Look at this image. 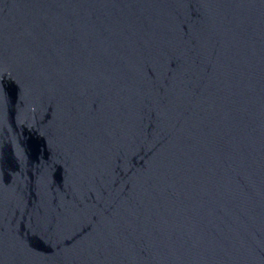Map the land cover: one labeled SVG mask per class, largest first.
I'll return each mask as SVG.
<instances>
[{
    "label": "water",
    "instance_id": "obj_1",
    "mask_svg": "<svg viewBox=\"0 0 264 264\" xmlns=\"http://www.w3.org/2000/svg\"><path fill=\"white\" fill-rule=\"evenodd\" d=\"M0 264H264V0H0Z\"/></svg>",
    "mask_w": 264,
    "mask_h": 264
}]
</instances>
